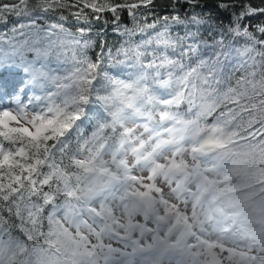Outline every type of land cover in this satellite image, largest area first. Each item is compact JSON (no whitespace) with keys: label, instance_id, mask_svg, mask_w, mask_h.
<instances>
[{"label":"snow or ice","instance_id":"snow-or-ice-1","mask_svg":"<svg viewBox=\"0 0 264 264\" xmlns=\"http://www.w3.org/2000/svg\"><path fill=\"white\" fill-rule=\"evenodd\" d=\"M0 264H264V0H0Z\"/></svg>","mask_w":264,"mask_h":264},{"label":"trees","instance_id":"trees-1","mask_svg":"<svg viewBox=\"0 0 264 264\" xmlns=\"http://www.w3.org/2000/svg\"><path fill=\"white\" fill-rule=\"evenodd\" d=\"M129 26H131V25H129ZM107 39H108L109 43H112V42L116 41L118 39V37L109 35Z\"/></svg>","mask_w":264,"mask_h":264}]
</instances>
